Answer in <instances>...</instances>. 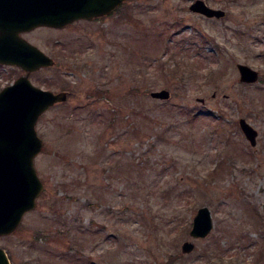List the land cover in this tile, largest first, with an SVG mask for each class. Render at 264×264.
<instances>
[{
	"label": "rangeland",
	"instance_id": "obj_1",
	"mask_svg": "<svg viewBox=\"0 0 264 264\" xmlns=\"http://www.w3.org/2000/svg\"><path fill=\"white\" fill-rule=\"evenodd\" d=\"M193 1L127 0L24 35L56 61L31 81L69 96L37 123L45 188L0 237L11 264H264V0H205L222 18ZM24 73L0 64V90ZM204 206L214 228L194 239Z\"/></svg>",
	"mask_w": 264,
	"mask_h": 264
},
{
	"label": "water",
	"instance_id": "obj_2",
	"mask_svg": "<svg viewBox=\"0 0 264 264\" xmlns=\"http://www.w3.org/2000/svg\"><path fill=\"white\" fill-rule=\"evenodd\" d=\"M127 0H0V63L24 70L13 83L0 90V237L12 234L24 216L34 210L44 183L35 166L44 140L37 123L46 111L68 99V91L54 92L35 85L30 75L55 64L46 54L20 34L37 27L63 28L79 20H93L113 13ZM194 13L209 18H222L226 11L209 6L205 0L190 5ZM240 79L254 83L259 72L240 64ZM170 91L151 93L153 98L166 100ZM240 126L252 145L258 132L246 119ZM214 228L209 207H201L194 218L190 235L194 239L207 237ZM195 244L185 241L183 252L193 251ZM0 264H11L6 250L0 246Z\"/></svg>",
	"mask_w": 264,
	"mask_h": 264
},
{
	"label": "flooded vegetation",
	"instance_id": "obj_3",
	"mask_svg": "<svg viewBox=\"0 0 264 264\" xmlns=\"http://www.w3.org/2000/svg\"><path fill=\"white\" fill-rule=\"evenodd\" d=\"M43 28H47V29H49V30H55V28L54 27H48V26H42ZM42 27H37V28H35V29H33V30H31V31H26V32H22L20 35L22 36V37H24V35L25 34H28V33H30V32H33V31H36V30H38L39 28H42ZM25 38V37H24ZM27 39V38H26ZM28 40V39H27ZM28 41H30V40H28ZM31 42V41H30ZM31 43H33V42H31ZM34 45H36L35 43H33ZM50 45H56V40L55 39H53L52 40V42L50 43ZM37 46V45H36ZM39 47V46H38ZM40 48V47H39ZM41 49V48H40ZM41 50H43V49H41ZM44 51V50H43ZM45 53H46V51H44ZM47 54V53H46ZM50 56V55H49ZM1 64V63H0ZM12 66H14V65H12ZM14 67H16V66H14Z\"/></svg>",
	"mask_w": 264,
	"mask_h": 264
},
{
	"label": "trees",
	"instance_id": "obj_4",
	"mask_svg": "<svg viewBox=\"0 0 264 264\" xmlns=\"http://www.w3.org/2000/svg\"><path fill=\"white\" fill-rule=\"evenodd\" d=\"M99 93L102 94V93H104V91L101 89V90H99Z\"/></svg>",
	"mask_w": 264,
	"mask_h": 264
}]
</instances>
